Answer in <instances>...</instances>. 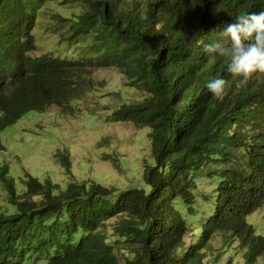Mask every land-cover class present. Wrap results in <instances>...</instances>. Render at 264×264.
<instances>
[{
  "label": "trees",
  "instance_id": "obj_1",
  "mask_svg": "<svg viewBox=\"0 0 264 264\" xmlns=\"http://www.w3.org/2000/svg\"><path fill=\"white\" fill-rule=\"evenodd\" d=\"M48 1L77 11L57 13L58 41L39 52ZM262 10L264 0H0V133L29 111L94 106L101 72L115 70L141 95L108 92L122 96L109 120L147 127L150 141L140 183L125 188L62 189L28 172L18 188L0 161V264H211L216 235L255 264L264 235L246 218L264 206V73L242 83L203 44ZM217 76L221 98L205 87ZM56 157L69 173L68 153Z\"/></svg>",
  "mask_w": 264,
  "mask_h": 264
},
{
  "label": "rangeland",
  "instance_id": "obj_2",
  "mask_svg": "<svg viewBox=\"0 0 264 264\" xmlns=\"http://www.w3.org/2000/svg\"><path fill=\"white\" fill-rule=\"evenodd\" d=\"M43 7L46 10L36 15L42 40L39 52H47L49 45L58 41L57 27L53 24L57 13L64 15L77 11L75 6L65 8L49 1ZM101 74L104 95L94 106L86 104L88 101L93 104L92 97L90 100L83 98L82 111L74 115L61 112V108L55 105L42 112L29 111L0 133L3 144L0 161L8 164L18 188L22 186L21 180L26 172L39 179L50 178L62 189L70 181H97L117 188L140 183L144 157L150 154L148 128L137 127L129 121H110L108 113L121 104L119 98L122 96L108 92L120 89L123 96L129 95L127 98L130 99L140 98L141 92L123 87L122 77L115 70H105ZM105 107L109 109L105 110ZM57 152L68 153L69 173L56 157ZM202 186L207 187V182ZM5 197L0 186V206ZM246 219L255 233L264 235V206ZM112 221L114 219L107 222L108 230L113 228ZM219 236L212 240L213 252L208 253L211 264H245L243 250L235 249V243L223 244ZM255 264H264V254Z\"/></svg>",
  "mask_w": 264,
  "mask_h": 264
},
{
  "label": "clouds",
  "instance_id": "obj_3",
  "mask_svg": "<svg viewBox=\"0 0 264 264\" xmlns=\"http://www.w3.org/2000/svg\"><path fill=\"white\" fill-rule=\"evenodd\" d=\"M214 33L217 38L203 44L209 63L217 57H227L226 71L239 77L242 83L253 73H264V10L239 15L234 23ZM226 83L222 76H217L208 79L205 87L214 97L221 98ZM11 92L9 85L2 94L10 95Z\"/></svg>",
  "mask_w": 264,
  "mask_h": 264
}]
</instances>
